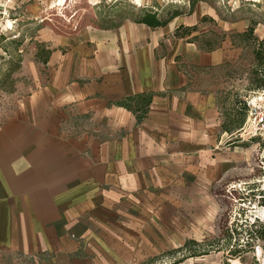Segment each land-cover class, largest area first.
I'll list each match as a JSON object with an SVG mask.
<instances>
[{
	"label": "rangeland",
	"instance_id": "1",
	"mask_svg": "<svg viewBox=\"0 0 264 264\" xmlns=\"http://www.w3.org/2000/svg\"><path fill=\"white\" fill-rule=\"evenodd\" d=\"M145 8L162 17L181 13L150 28L133 21ZM251 25L253 36L242 35ZM253 37H264V0H0V121L35 92L43 93L63 65L70 83L100 84L135 62L141 48L149 55L153 50L149 62H174L192 81L214 88L217 117L211 135L183 152L189 158L173 168V175L150 177L142 190L122 197L113 208L115 224L93 226L97 239L81 242L78 256L109 264H140L152 257L148 264L264 263L262 239L236 258L208 244L207 254L177 262L184 251L176 250L188 239L223 242L228 226L264 227V138L250 136V129L233 130L242 117L235 101L259 95L257 88L264 86ZM41 42L55 51L46 66L36 61ZM212 50L225 59L198 67L196 52ZM18 55L20 68L6 77ZM87 121L73 118L70 124ZM224 123L232 132H222ZM239 237L244 243L248 233L243 230ZM12 258L3 254L1 262L14 264ZM17 261L31 263L23 256Z\"/></svg>",
	"mask_w": 264,
	"mask_h": 264
},
{
	"label": "crops",
	"instance_id": "2",
	"mask_svg": "<svg viewBox=\"0 0 264 264\" xmlns=\"http://www.w3.org/2000/svg\"><path fill=\"white\" fill-rule=\"evenodd\" d=\"M53 55L52 49L47 63ZM153 57V50L149 55L141 48L135 62L112 71L107 82L87 86L70 83L63 65L43 93L5 114L0 264L3 254L14 264L18 256L30 258V264H109L77 255L81 242L96 238L93 226H111L122 197L142 190L150 177L173 175L189 158L183 152L211 135L214 88L192 81L174 62H149ZM195 57L198 67L225 59L219 50L197 51ZM140 93H151V100L137 121L117 102ZM73 118L88 121L73 125Z\"/></svg>",
	"mask_w": 264,
	"mask_h": 264
},
{
	"label": "trees",
	"instance_id": "3",
	"mask_svg": "<svg viewBox=\"0 0 264 264\" xmlns=\"http://www.w3.org/2000/svg\"><path fill=\"white\" fill-rule=\"evenodd\" d=\"M180 13L181 12L179 11H174L166 17H162L159 16L155 11L145 8L141 10V13L138 16L133 18V21L136 23H143L149 26L150 28L162 27ZM120 24L121 21L117 23L111 22V27H118ZM242 35L252 37L253 26L252 25L249 26L248 29L242 33ZM254 39L256 40L253 47L254 57L259 64L264 65V37L261 39L258 38H254ZM13 41H15L18 44L21 40H13ZM51 52L52 49L49 46H47L45 43L42 42L38 43L37 50L35 53L36 61L45 65L48 61ZM20 66H21V56L18 55V59L15 62V66L7 70L6 77H9V75L12 74V72L14 73L15 71H17L20 68ZM261 89H264V86L257 88V90H261ZM9 91H12V89L10 88ZM150 100H151V93H140L132 96H127L124 99L118 101L117 104L132 110L136 114L137 121H140L147 112V107ZM238 103L241 106H237ZM234 107H236L237 109L241 108L242 117L239 120H237L233 126V130L235 129L236 131H240L248 114V106L245 100L242 102L236 100ZM223 125L224 126H222V129L224 131L232 132V129H229L225 125V123ZM250 136H255V135L251 134ZM239 227L241 226L226 227L221 237V239H223L222 240L223 242H219L220 241L219 239L215 241H208L207 243H201L199 241H196L195 239H188L184 241V243L179 248L176 249L178 251H184L183 256L179 260H177V262H180L183 258L186 257H193V256L207 254L209 248H204V246L208 244L213 246L215 245L216 250H222L226 252L227 257L230 258L240 257L244 253L249 251V249L251 248L250 247L251 242L254 239L264 240V227L245 226V228L241 230L238 229ZM243 230L248 233V237L244 243H241L239 242L240 240L239 233ZM171 251H175V250H169L167 253ZM153 259L154 257L149 258L148 260L141 262L140 264H148L149 262L153 261Z\"/></svg>",
	"mask_w": 264,
	"mask_h": 264
},
{
	"label": "built area",
	"instance_id": "4",
	"mask_svg": "<svg viewBox=\"0 0 264 264\" xmlns=\"http://www.w3.org/2000/svg\"><path fill=\"white\" fill-rule=\"evenodd\" d=\"M257 92H260L259 95L245 100L248 106V114L241 130L250 129V133L253 135L264 138V89ZM257 92L255 93L257 94Z\"/></svg>",
	"mask_w": 264,
	"mask_h": 264
}]
</instances>
